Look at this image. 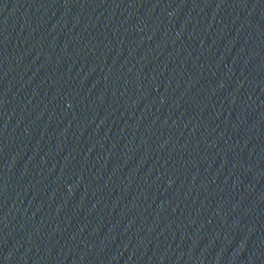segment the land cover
Wrapping results in <instances>:
<instances>
[{"label":"water","instance_id":"obj_1","mask_svg":"<svg viewBox=\"0 0 264 264\" xmlns=\"http://www.w3.org/2000/svg\"><path fill=\"white\" fill-rule=\"evenodd\" d=\"M0 264H264V0H0Z\"/></svg>","mask_w":264,"mask_h":264}]
</instances>
